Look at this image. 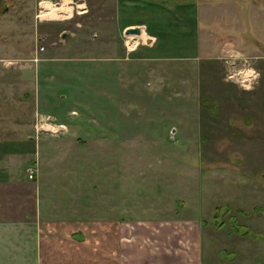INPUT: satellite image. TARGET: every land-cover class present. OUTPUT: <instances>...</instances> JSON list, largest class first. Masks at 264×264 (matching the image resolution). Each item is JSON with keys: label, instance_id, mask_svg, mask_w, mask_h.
<instances>
[{"label": "crops", "instance_id": "1", "mask_svg": "<svg viewBox=\"0 0 264 264\" xmlns=\"http://www.w3.org/2000/svg\"><path fill=\"white\" fill-rule=\"evenodd\" d=\"M194 1L123 0L128 14L119 11L116 23L124 31L139 29L140 49L116 48L96 59L69 55L66 46L30 53L22 74L32 77L23 92L32 111L20 126L27 149L14 174L0 177V264H234L240 251L231 261L219 257L243 240L236 243L223 222L204 237V220L186 219L180 210L170 216L121 207L120 154L132 152L121 138L130 127V109L180 89V25H187L180 12L185 15L189 6L203 11L209 32H198L213 49L228 33L264 49V41L245 29L250 20L245 27L240 23V0ZM253 10L264 23V9ZM88 62L97 65L86 67ZM154 84L156 92L147 89ZM204 242L212 246L211 261L204 260ZM247 257L240 264L260 262L257 255Z\"/></svg>", "mask_w": 264, "mask_h": 264}, {"label": "rangeland", "instance_id": "2", "mask_svg": "<svg viewBox=\"0 0 264 264\" xmlns=\"http://www.w3.org/2000/svg\"><path fill=\"white\" fill-rule=\"evenodd\" d=\"M122 1L0 0V177L14 174L19 154L27 149L20 126L32 111L23 95L32 77L22 74L30 53L66 46L69 55L96 59L112 55L116 48L140 49L144 35H127L116 23L119 11L128 14ZM239 3L241 25L250 20L246 31L264 41V23L253 10L264 9L262 0L257 6ZM181 13L187 25H180V89H168L130 109V127L121 138L132 151L120 154L121 207L163 210L170 216L180 210L186 219L204 220V237L223 222L243 246L220 249L219 259L231 261L240 251L234 264L246 256L254 260L255 255L263 264L264 49L245 45L239 33L226 34L213 49L198 32H209L203 11L189 6ZM137 15L145 21L142 12ZM147 89L157 90L155 84ZM254 242L259 251L252 249ZM211 247L204 242L206 262L211 261Z\"/></svg>", "mask_w": 264, "mask_h": 264}, {"label": "built area", "instance_id": "3", "mask_svg": "<svg viewBox=\"0 0 264 264\" xmlns=\"http://www.w3.org/2000/svg\"><path fill=\"white\" fill-rule=\"evenodd\" d=\"M40 50H43V48H42V47H40ZM27 172H28V178H29V179H32V178H33V176H34V173H35V170H34V168H32V167H29V168L27 169Z\"/></svg>", "mask_w": 264, "mask_h": 264}, {"label": "water", "instance_id": "4", "mask_svg": "<svg viewBox=\"0 0 264 264\" xmlns=\"http://www.w3.org/2000/svg\"><path fill=\"white\" fill-rule=\"evenodd\" d=\"M126 34H139V29H130L126 32Z\"/></svg>", "mask_w": 264, "mask_h": 264}, {"label": "bare ground", "instance_id": "5", "mask_svg": "<svg viewBox=\"0 0 264 264\" xmlns=\"http://www.w3.org/2000/svg\"><path fill=\"white\" fill-rule=\"evenodd\" d=\"M136 44V43H135ZM132 45H133V43H132ZM135 46V45H134Z\"/></svg>", "mask_w": 264, "mask_h": 264}]
</instances>
